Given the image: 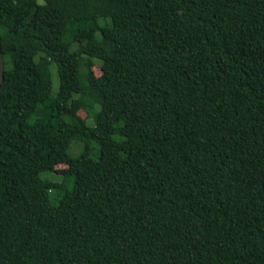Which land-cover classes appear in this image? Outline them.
<instances>
[{
  "label": "trees",
  "instance_id": "trees-1",
  "mask_svg": "<svg viewBox=\"0 0 264 264\" xmlns=\"http://www.w3.org/2000/svg\"><path fill=\"white\" fill-rule=\"evenodd\" d=\"M0 47V264H264V0H0Z\"/></svg>",
  "mask_w": 264,
  "mask_h": 264
},
{
  "label": "rangeland",
  "instance_id": "rangeland-1",
  "mask_svg": "<svg viewBox=\"0 0 264 264\" xmlns=\"http://www.w3.org/2000/svg\"><path fill=\"white\" fill-rule=\"evenodd\" d=\"M93 70H94V73H95L96 75H99V74H100V68H99L98 66H94V67H93ZM57 85H58V83H57V76H56L55 73H54V76H53V83H52V89H53V91L56 90ZM79 114H80L82 117H86V112H84V111H80ZM89 120H90V119H89ZM66 167H67V166H66L65 164H58V165L56 166L57 169H64V168H66ZM42 176L45 177V178H49V179H51V180H53V181H61V182L64 181V178H63L62 176H58V175H55V174H52V173H49V172H45V173H43ZM67 186H68V187H71L72 184L69 183Z\"/></svg>",
  "mask_w": 264,
  "mask_h": 264
},
{
  "label": "water",
  "instance_id": "water-1",
  "mask_svg": "<svg viewBox=\"0 0 264 264\" xmlns=\"http://www.w3.org/2000/svg\"><path fill=\"white\" fill-rule=\"evenodd\" d=\"M3 76H4V60H3V54L1 51V47H0V86L3 81Z\"/></svg>",
  "mask_w": 264,
  "mask_h": 264
}]
</instances>
